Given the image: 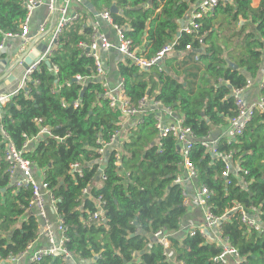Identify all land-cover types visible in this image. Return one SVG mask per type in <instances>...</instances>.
Instances as JSON below:
<instances>
[{
  "label": "trees",
  "instance_id": "1",
  "mask_svg": "<svg viewBox=\"0 0 264 264\" xmlns=\"http://www.w3.org/2000/svg\"><path fill=\"white\" fill-rule=\"evenodd\" d=\"M21 1L0 0V42L3 33L19 31L25 16ZM111 1L93 0L97 6L106 7ZM116 1L120 6H127V0ZM143 1L153 7L143 11L138 7L127 9L124 17L112 15L120 25L129 23L125 34L134 45L140 44L144 27L141 18L164 0H128L132 6ZM194 1L166 0L165 17L157 26V36L147 58L172 41L178 27L176 20L188 12ZM251 1L234 0V4H220L212 14L199 19V33L205 32L202 43L195 40L193 34L183 33L177 38L176 50L191 43L192 51H197L208 42L197 62H193L192 52L186 54L180 64L176 58L165 59L160 62L161 70L157 65L140 70L130 60L119 61L117 73L124 79L127 99L135 104L147 91V94H154L163 104L176 109L198 138L212 127H225L236 112L232 90L242 88L247 80L257 83L262 75L258 77L264 47V0H260L256 8H252ZM240 19L244 24L236 29ZM88 32L86 28L79 34L78 22L63 29L51 57V63L58 67L57 74L42 63L28 82L29 92L19 91L0 109V125L18 148L24 142L23 134L32 136L37 132L33 121L37 117L42 118L53 133L69 134L62 142L53 138L40 140L25 156L34 161L36 168L45 169L46 181L50 186L57 185L56 193L63 196L59 206L70 226L67 247L77 258L92 261L89 264H172L163 254L162 246L153 241L152 233L161 229L170 233L179 231L181 220L187 213L182 186L173 182L181 157L173 137L162 138L160 147L154 144L156 132L150 116L131 132L130 141L121 149L123 170L129 176L122 181L110 159L105 167L107 178L95 191L106 200L107 227L92 222L83 224L81 213L75 209L79 191L92 174L87 173L84 180L74 182L67 174L68 166L77 160L94 158V151L90 148L94 147L96 136L108 139L116 128L118 115L98 94L101 92L98 82H88L80 89L74 81L76 75L88 76L94 71L93 59L76 47L80 40L86 39ZM226 58L236 67L229 66ZM180 65L186 67L187 74L182 80L179 79ZM199 71L201 76L197 82ZM218 78L223 83H218ZM260 91L264 98V87ZM77 98L79 106L73 107ZM219 149L232 150L235 157H240L242 166L248 170L245 176L248 187L241 188L231 174L223 177V163L205 153L199 144L193 147L190 155L198 170V183L205 184L212 192L209 204L215 216L222 217L228 212L227 219L220 226L223 236L228 237L243 257V264H264V230L249 228L237 218L236 211L230 210L235 202L247 209L255 206L264 226V113L255 112L242 135L230 144L222 139ZM67 181L70 182L68 188H64L61 182ZM30 197L29 190H16L10 185L0 134V254L3 257L24 250L37 236L32 216L28 215L16 225L23 215L21 206H26ZM169 240L175 263L221 264L213 261L220 249L199 233L193 236L184 234L179 239L172 234ZM37 264L65 263L56 256L44 257Z\"/></svg>",
  "mask_w": 264,
  "mask_h": 264
},
{
  "label": "built area",
  "instance_id": "2",
  "mask_svg": "<svg viewBox=\"0 0 264 264\" xmlns=\"http://www.w3.org/2000/svg\"><path fill=\"white\" fill-rule=\"evenodd\" d=\"M91 0H22L21 7L25 10V16L20 23L19 31L16 33H3L0 42V53L3 49V41L7 37L18 36L21 38V46L16 58L27 56L33 43L40 42L44 44L45 49L40 52L39 56L27 67H23V58L17 62L15 58L9 67L20 66L21 73L17 89L10 93L0 94V109L4 107L12 96L19 91L29 92L28 82L31 80L33 73L39 70L40 65L49 61L50 70L57 74L58 67L51 63V57L57 48L60 35L63 29L71 23L78 22L79 25L86 24L88 33L85 40H80L76 47L86 57L92 58L94 62V71L91 75H76L74 81L84 88L88 82L96 81L101 87L98 93L102 99H105L109 106L118 113L115 121L116 128L108 139L96 136L95 144L92 149L94 158L89 161L77 160L69 164L67 174L71 180L77 182L78 179L84 180L86 174H92L87 179L85 185L80 189L78 195V205L75 207L81 213L80 220L83 224L94 223L107 227V208L106 200L102 194H96L106 180L105 167L108 160H112L115 170L122 178V181L129 176V173L123 170L122 152L123 145L130 141L131 132H134L140 125L144 124L147 116L153 120V126L156 132L154 144L161 146V139L164 137H173L181 160L178 162V172L175 176L174 183L182 186L183 203L186 207H198L203 213V222L198 226H183L184 233L193 236L199 233L208 243H214L220 249L213 261L221 264H243L244 259L238 250L230 243L228 237L223 236L220 221L226 216L217 217L212 213L209 198L212 192L202 183H198V170L191 161L190 155L193 147L199 144L205 153H209L212 158L218 159L224 165L221 175L227 178L230 174L236 178L241 188L246 189L249 181L245 179L248 170L242 166L240 157H235L234 151H220V141L225 140L227 144L235 142L242 135L245 126L250 122L255 112L264 113V98L261 95L255 102H248L244 99V92L252 85V80H247L242 88L232 90V96L235 104V115L230 117L225 126L224 134L213 137L211 131L198 138L193 129L184 123L183 116H179L175 109L165 105L154 95L144 94L135 104L131 103L125 95V84L123 77L118 78L116 86L111 87L106 78L105 62L102 52L109 53L115 51L120 54L121 60H130L140 69H148L153 65L162 69L160 62L166 59L167 55L175 50L177 40L165 43L154 56L147 58L137 51L139 45H134L133 40L126 36L128 30L124 25L114 21L108 8H102L96 11L91 19H88V11L85 9V2ZM220 4H234V0H195L187 12L188 22L182 27L185 34H193V38L202 43L203 34L199 33L201 22L199 19L207 17ZM44 7L46 16L39 24L37 30L30 32V22L33 11L36 8ZM127 7H124L126 9ZM105 21L114 35V40L101 30V21ZM47 38L46 40H44ZM30 47V48H29ZM184 50L192 51L191 43L184 46ZM264 64V47L261 53ZM195 59L198 56L195 55ZM0 59V64L2 63ZM7 64V63H6ZM69 84V83H67ZM57 85V84H56ZM61 87V85H57ZM259 89L264 87V71L259 80ZM65 106L64 103H62ZM79 106L78 98L74 100L73 107ZM37 126V132L28 136L23 134L24 142L18 148L9 138L0 125L1 142L4 145V160L8 164L9 181L14 189L29 190L31 193L30 200L23 208L24 219L30 215L34 218L37 230L36 238L29 242L24 250L17 254H8L3 257L0 254V264H37L44 257L55 258L60 256L65 264H89L88 260H80L72 250L67 247L69 241V228L66 223L60 204L63 200L61 194L55 191L56 186H50L46 181L45 169L35 167V163L26 157L40 140L53 138L62 142L69 134L63 136L53 133L52 128L44 124L42 118L33 119ZM70 182H61L64 188H68ZM188 186L193 190V195L188 196ZM91 207L92 209H90ZM237 212V218L249 228L258 231L264 230L260 220L258 208L253 206L249 209L242 204L235 202L230 209ZM84 215V216H83ZM19 217V218H20ZM228 217V216H227ZM227 217L225 219H227ZM170 233L164 229L152 233V238L156 243L162 246L164 253L170 247ZM153 240V241H154Z\"/></svg>",
  "mask_w": 264,
  "mask_h": 264
},
{
  "label": "crops",
  "instance_id": "3",
  "mask_svg": "<svg viewBox=\"0 0 264 264\" xmlns=\"http://www.w3.org/2000/svg\"><path fill=\"white\" fill-rule=\"evenodd\" d=\"M90 3L93 6L95 12L98 10H101L102 8H108L110 11L111 6H116L117 11L115 13H111V12L110 13H111V15L116 14L120 17H124L125 10H127V9H134V8L138 7L139 9H141V11H143L148 7H153V6H150V4H148V2H146V1H143L142 3H139L137 5L132 6L129 4V2L127 0V6H125L127 8L124 10H123L124 7L120 6L116 0H112L111 3L109 4V7H106L104 5L97 6L93 2V0H91ZM259 3H260V0H252L251 1L252 8H256L259 5ZM165 4H166V0H164L162 3H160V5L155 7L152 10V12L149 13L145 18H141V20L144 23V27H143V31H142V34L140 37V44H139L138 51L141 52L142 56L147 57V54H149V52L152 49V45H153V41H154L153 39L156 38V36H157L156 35L157 34L156 33L157 32V26L159 25L161 20L165 17V9H164ZM85 9L88 11V19H91L92 15L94 13L87 6L85 7ZM46 13L47 12H46V9L44 7L36 8L33 11L32 16H31V22H30V32L34 33L37 30L39 24L41 23V21L46 16ZM218 17H219V15L217 16V18ZM187 22H188L187 13H185V15L181 19L176 20L178 27H177V32L174 35L175 37L173 36L174 38L172 39V41L177 40V38L183 34L182 27ZM87 23H85L82 26L79 25V23H78L79 34H82L84 32V30L86 29L85 26ZM243 24H244V21L242 19H240L236 23V29H238ZM123 25L125 27H128L129 23L126 22V24H123ZM234 28H235V25H234ZM101 30L108 36V38L110 40H114L113 32L111 31L109 26L106 24V22L103 20L101 21ZM150 31H151V33H150ZM207 35H208V33H207ZM46 39L47 38H45L44 40H46ZM177 42H178V40H177ZM39 43L40 42L38 41V42L30 45V46H32V48L29 51L28 55L32 54L34 52V50L36 49V46L39 45ZM20 46H21V38L18 36L7 37L3 41V49L0 53V59L7 60V64L5 66H3L2 63L0 64V94L10 93V92L14 91L15 89H17V87L19 85V81H20V77H21V73H22L23 69L20 66L15 65L12 67V71H9V67L11 66L12 62H14L17 54L19 53ZM207 46H208V42L205 43L203 46H200L197 49V51H186V50H184V48L182 50H176L175 49V50H172L166 56L167 57L166 59L176 58L177 62H179V64H180V61L185 58L184 56L186 54H188L189 52H192L193 53L192 60H193V62H197L198 59L197 60L195 59V55L199 56V54L201 53V50H203ZM102 56H103L104 62H105L104 66H105L106 73H107L106 78H107L108 84L111 87H114V86H116V84L118 82V78L120 77L117 73V63L119 61H122L125 63V61L121 60L120 54L115 52V51H111L109 53L102 52ZM226 61L228 62L229 66L233 67L232 66V64H234L233 62H230L227 58H226ZM185 68L186 67L183 65L178 66V70L180 73L179 74L180 80H182V78H185V76H187V74L184 71ZM149 69L150 68H148V70ZM167 69L168 68L166 67V70ZM140 70H146V69H140ZM168 70L171 71L170 69H168ZM263 71H264V64L262 62L260 69H259V72H258L259 73L258 77H259V75H261L263 73ZM200 76H201V71L198 72V75L196 78L197 82H199ZM205 76H207V73L204 75V77ZM208 79L211 81L210 77ZM217 80H218V83L219 82L223 83V81H220V80H222L221 78H218ZM211 82L214 83L213 81H211ZM258 85H259V82L254 83L252 80V85L244 92L243 97L245 100H247L248 102H255L259 99V97L262 94H261V91H260ZM146 93H148V91ZM150 95H154V94H150ZM175 111L177 113L176 109H175ZM225 129H226L225 127L216 126V127H212V130H210V131H211V134L213 137H218V136H221L224 134ZM10 185H11V183H10ZM192 195H193V190L190 186H188V196L191 197ZM23 220H24V217H20L18 219L17 223L20 224ZM202 222H203L202 211L198 207L191 206L187 209L186 215L181 220L180 230L177 232H174V234L178 237V239L182 238V236L185 234L184 230H182L183 226H189V227L190 226H198ZM154 242H155V240H154ZM163 254L165 256H167V260L172 261V264H183L182 261H178V263L177 262L175 263L171 244H170L169 249L167 250V253L165 254L164 250H163ZM22 263L25 264V260H23Z\"/></svg>",
  "mask_w": 264,
  "mask_h": 264
},
{
  "label": "water",
  "instance_id": "4",
  "mask_svg": "<svg viewBox=\"0 0 264 264\" xmlns=\"http://www.w3.org/2000/svg\"><path fill=\"white\" fill-rule=\"evenodd\" d=\"M85 5L93 12L95 13V10L93 8V6L91 5L90 2H85ZM117 11L116 6H111L110 7V12L111 13H115ZM31 47V46H30ZM29 47V48H30ZM45 49L44 44L39 43V45L36 46V49L34 50V52L32 54H29L27 56H24V54L20 57L17 58V62L23 58V67H27L28 64L32 63L34 60L37 59V57L39 56L40 52H42ZM7 63V60H3L2 65L5 66ZM45 64L49 67L50 63L49 61H46ZM232 66L235 68L236 65L232 64ZM10 78V77H9ZM228 216V214H226V216H224V219ZM223 219V220H224ZM221 220L220 223L223 221ZM154 240V239H153Z\"/></svg>",
  "mask_w": 264,
  "mask_h": 264
},
{
  "label": "rangeland",
  "instance_id": "5",
  "mask_svg": "<svg viewBox=\"0 0 264 264\" xmlns=\"http://www.w3.org/2000/svg\"><path fill=\"white\" fill-rule=\"evenodd\" d=\"M16 225H18V223H16Z\"/></svg>",
  "mask_w": 264,
  "mask_h": 264
}]
</instances>
